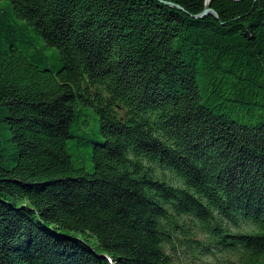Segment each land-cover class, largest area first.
Returning <instances> with one entry per match:
<instances>
[{"label":"trees","instance_id":"1","mask_svg":"<svg viewBox=\"0 0 264 264\" xmlns=\"http://www.w3.org/2000/svg\"><path fill=\"white\" fill-rule=\"evenodd\" d=\"M0 264H264V0H0Z\"/></svg>","mask_w":264,"mask_h":264},{"label":"rangeland","instance_id":"2","mask_svg":"<svg viewBox=\"0 0 264 264\" xmlns=\"http://www.w3.org/2000/svg\"><path fill=\"white\" fill-rule=\"evenodd\" d=\"M91 114L88 117L89 123L87 125H82L80 128V134L85 135L87 137H97V133L99 131V120L97 119V114L94 110H89ZM71 144H69V151L73 154V148H71ZM81 151V149H80ZM74 156V154H73Z\"/></svg>","mask_w":264,"mask_h":264},{"label":"water","instance_id":"3","mask_svg":"<svg viewBox=\"0 0 264 264\" xmlns=\"http://www.w3.org/2000/svg\"><path fill=\"white\" fill-rule=\"evenodd\" d=\"M208 13H213L216 17H218V14L212 10V9H209V8H206L201 14H199L198 16H202L204 14H208Z\"/></svg>","mask_w":264,"mask_h":264}]
</instances>
